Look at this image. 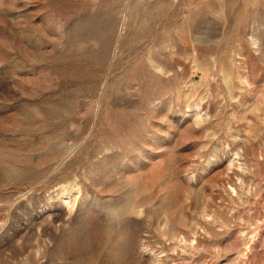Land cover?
<instances>
[{
    "label": "rangeland",
    "instance_id": "374dc122",
    "mask_svg": "<svg viewBox=\"0 0 264 264\" xmlns=\"http://www.w3.org/2000/svg\"><path fill=\"white\" fill-rule=\"evenodd\" d=\"M0 264H264V0H0Z\"/></svg>",
    "mask_w": 264,
    "mask_h": 264
}]
</instances>
